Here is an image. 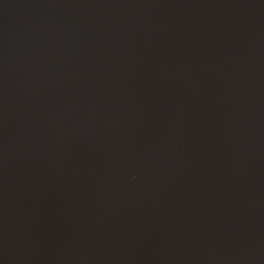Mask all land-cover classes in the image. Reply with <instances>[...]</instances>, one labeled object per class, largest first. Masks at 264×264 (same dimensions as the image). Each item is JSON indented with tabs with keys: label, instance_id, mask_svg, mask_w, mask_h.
Masks as SVG:
<instances>
[{
	"label": "water",
	"instance_id": "water-1",
	"mask_svg": "<svg viewBox=\"0 0 264 264\" xmlns=\"http://www.w3.org/2000/svg\"><path fill=\"white\" fill-rule=\"evenodd\" d=\"M0 264H264V0H0Z\"/></svg>",
	"mask_w": 264,
	"mask_h": 264
}]
</instances>
